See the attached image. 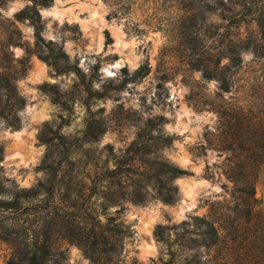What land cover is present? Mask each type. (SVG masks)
Segmentation results:
<instances>
[{"label": "rangeland", "instance_id": "obj_1", "mask_svg": "<svg viewBox=\"0 0 264 264\" xmlns=\"http://www.w3.org/2000/svg\"><path fill=\"white\" fill-rule=\"evenodd\" d=\"M32 3L0 0V198L46 182L47 162L59 174L54 198L25 196L5 212L17 245L27 228L50 231L39 240L44 264H93L64 236L72 216L100 236L101 263L163 264L170 256L160 225L173 241L197 231L195 216L237 213L226 172L237 169L241 149L223 146L221 115L234 103L264 122V29L256 20L264 0H53L38 5L39 20ZM245 40L251 47L228 71L232 89L222 91L202 66L218 55L225 65L229 48ZM59 50L60 70L50 59ZM145 64L149 72L139 73ZM159 161L191 172L165 178L177 189L173 204L147 179ZM118 165L126 177L108 178ZM255 184L264 211V172ZM138 192L146 203L136 202ZM117 225L128 232L113 236ZM14 249L0 241V264L24 263Z\"/></svg>", "mask_w": 264, "mask_h": 264}, {"label": "trees", "instance_id": "obj_2", "mask_svg": "<svg viewBox=\"0 0 264 264\" xmlns=\"http://www.w3.org/2000/svg\"><path fill=\"white\" fill-rule=\"evenodd\" d=\"M53 0H33L31 5L32 18L39 20L40 12L38 5H49ZM29 15V10L21 12ZM259 26L264 29V17L256 18ZM251 47L250 41H239L234 47L229 48V61L223 66L220 65V55L215 59L210 58V63L206 62L203 73L206 77H216L220 80L222 91H229L233 86V77L228 71L233 65H238L243 61L242 51ZM254 51L258 50L257 44H253ZM65 56L64 50H59L54 57H50L52 63L60 70L59 57ZM70 65V64H69ZM213 65V66H212ZM75 68L82 72L80 67L74 64ZM149 65L145 64L140 67L138 72L147 74ZM223 68V69H221ZM48 86V84H46ZM50 88L57 93L55 85ZM224 117L222 133L223 146L235 150L238 145L241 149L239 154L240 163L237 169L226 172L227 177L233 182V193L239 199V209L235 213H224L218 219L212 215L195 216V225L197 231L176 232V239L171 240L170 233L167 229L169 225H160L157 235L168 245L169 259L163 260V264H177L180 260L178 257L183 251H191L181 264H264V211L257 209L256 199V178L261 172H264V122L261 120H251L244 115L242 108L232 103L228 105L227 111L223 112ZM251 130V133L249 132ZM45 168L48 170V179L46 182H39L34 188L25 191L24 195L14 194L12 199L0 198V241H10L14 250H21L23 254V264H44L45 257L39 247L40 237H49L50 231H38V229L27 228L24 232L25 241L23 247L17 245L18 241L13 237L14 231L10 230L9 224L5 222L4 215L8 210H15L20 205V198L25 196H38L41 192L45 197H55L56 182L59 171L52 163L47 162ZM108 178L119 176L126 177L128 174L120 165L110 171ZM182 174H191L190 171L181 168V166L166 161H159L157 164L150 165L147 179L154 178L157 184V190L166 203L173 204L178 200L177 189L169 185L165 178L175 177ZM104 176L103 178H106ZM4 190L0 188V193ZM136 202L146 203L147 199L143 193L134 195ZM51 210L48 211V213ZM49 215V214H48ZM47 215V216H48ZM69 231H65V238L69 242L76 243L83 247L88 253L93 264L101 263L100 257L96 255V246L103 241L95 236V231H90L84 227L81 221L72 216L67 219ZM116 231H112L113 236L126 233L117 225ZM106 238V237H103ZM42 240V239H41ZM208 256L203 260L204 251ZM10 264H19L12 259ZM151 264H156L152 262Z\"/></svg>", "mask_w": 264, "mask_h": 264}, {"label": "bare ground", "instance_id": "obj_3", "mask_svg": "<svg viewBox=\"0 0 264 264\" xmlns=\"http://www.w3.org/2000/svg\"><path fill=\"white\" fill-rule=\"evenodd\" d=\"M37 72H38V71H37ZM193 187H194V186H193ZM190 189H191V188H190ZM193 189H194V188H193ZM194 190H196V189H194ZM194 190H193V191H194ZM191 192H192V190H191ZM191 192H190V190H189V193H191ZM194 192H195V191H194Z\"/></svg>", "mask_w": 264, "mask_h": 264}]
</instances>
